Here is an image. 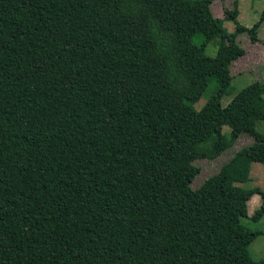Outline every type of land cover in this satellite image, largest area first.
<instances>
[{
  "label": "trees",
  "instance_id": "trees-1",
  "mask_svg": "<svg viewBox=\"0 0 264 264\" xmlns=\"http://www.w3.org/2000/svg\"><path fill=\"white\" fill-rule=\"evenodd\" d=\"M215 1L0 0V264H264L242 222L264 191L237 184L264 162V81L222 102L264 8L247 27Z\"/></svg>",
  "mask_w": 264,
  "mask_h": 264
},
{
  "label": "rangeland",
  "instance_id": "rangeland-1",
  "mask_svg": "<svg viewBox=\"0 0 264 264\" xmlns=\"http://www.w3.org/2000/svg\"><path fill=\"white\" fill-rule=\"evenodd\" d=\"M233 0H216L213 3L214 14L219 17H224V9L231 8ZM264 8V0H239L238 21L247 27H252L259 19L261 11ZM225 27L229 31H235L237 28L234 19H225ZM219 39L212 40L206 49L209 55L217 53ZM238 41L245 48L246 54L236 60L232 66L233 69V87L234 92L231 95H225L222 99L223 105H227L229 101L245 86L257 81H264V23L260 29L258 36L253 40L248 32H243L238 36ZM215 88L212 82L204 95L193 105L196 109H201L208 98L213 93ZM257 129L264 133V120L257 122ZM232 127L230 124H225L223 127V135L230 138ZM253 137L248 134H243L234 144L226 149L221 155L215 159H200L198 161L201 166V173L195 178L193 185L197 186L208 175L218 170L222 162L228 161L232 155L243 145L252 143ZM245 188L259 187L264 191V162H253L250 172V179L246 182L237 183ZM261 205V195L256 193L249 201V213L252 215ZM242 222L253 230L264 232V215L258 221H254L248 216L242 217ZM250 254L253 259H264V234L259 235L249 247Z\"/></svg>",
  "mask_w": 264,
  "mask_h": 264
}]
</instances>
